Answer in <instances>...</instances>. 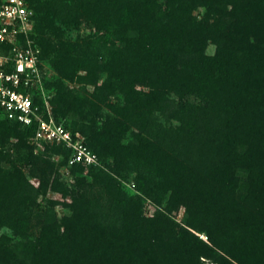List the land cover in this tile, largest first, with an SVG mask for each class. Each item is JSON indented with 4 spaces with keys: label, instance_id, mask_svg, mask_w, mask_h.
<instances>
[{
    "label": "trees",
    "instance_id": "16d2710c",
    "mask_svg": "<svg viewBox=\"0 0 264 264\" xmlns=\"http://www.w3.org/2000/svg\"><path fill=\"white\" fill-rule=\"evenodd\" d=\"M27 1L53 117L99 162L69 189L70 149L35 153V127L0 117V264H264V0ZM49 188L70 202L33 214Z\"/></svg>",
    "mask_w": 264,
    "mask_h": 264
},
{
    "label": "built area",
    "instance_id": "2783aa9c",
    "mask_svg": "<svg viewBox=\"0 0 264 264\" xmlns=\"http://www.w3.org/2000/svg\"><path fill=\"white\" fill-rule=\"evenodd\" d=\"M33 25L27 0H0V117L34 126L32 144H61L70 149L72 163L97 164L83 140L53 117L46 66L31 37Z\"/></svg>",
    "mask_w": 264,
    "mask_h": 264
},
{
    "label": "rangeland",
    "instance_id": "374dc122",
    "mask_svg": "<svg viewBox=\"0 0 264 264\" xmlns=\"http://www.w3.org/2000/svg\"><path fill=\"white\" fill-rule=\"evenodd\" d=\"M91 32H92V30L90 29L89 24L85 20H82V21H80V24H70L68 26V28L66 29L65 37L69 38L71 40H80L82 37L89 35ZM206 52L209 54H212L214 52V45L209 44L206 48ZM46 71H47L48 79H51L52 76L55 74L54 70L48 64L46 65ZM67 84L69 85V87H79L78 83L67 82ZM88 89L92 90V86L89 85ZM47 92L50 94L49 99H51L52 94L54 93L53 89L51 90L50 88H48ZM60 120L63 122L69 123L71 118L69 116H66L64 118H61ZM63 122H61V123H63ZM76 134L81 140L84 139L80 133L77 132ZM33 145H34V152L35 153H39V152L43 151V149H44V145H35V144H33ZM52 158L54 159L55 162H59V161L63 160V153L55 154L54 156H52ZM4 165L7 166V164H4ZM71 166H72V162L69 159L68 163L64 167L63 166L57 167L58 168V174H59L61 182L66 187H68L69 189L76 190V189H78L77 183L80 181V179H79V177L76 176V173L73 172L74 169ZM30 169H31V164H27V166L25 167V175L27 176L28 179L33 181V183L35 185H37L38 181L36 178H33L31 176ZM80 175L83 176L85 178V180L91 181L90 170L88 167H84L81 170ZM132 182H133L132 178L130 180H125V179L121 180V184H122V186L126 192H128L129 194H135V193L140 194L139 191L136 190L135 187L132 185ZM142 197L144 198L143 204H144V209L146 211V214L149 216L154 215V213L156 212V210L159 206H157L148 197H145L144 195ZM42 199L44 201H47L48 199H53V200L59 201V203L62 201L70 202L69 197H63L60 191H55V190H52L49 188L44 195H39L36 198L35 203L32 206L33 214H35V213L38 214L44 209L43 205H40V206L37 205V203L39 201H41ZM55 211H56L58 216H61L64 213H69V210L67 208L61 206L60 204L55 206ZM184 211H185L184 207H182V206L179 207L178 210H176L172 213L174 219L178 222H182L185 219V212ZM32 220L33 221L31 223L33 224V227L32 228L30 227L29 233L27 230V234H31V232H32L33 235H36L38 232L37 224L35 226V220L36 219L33 217ZM1 232L5 233V234H7V235H9L15 239L20 238V236L14 237L13 232L7 227H3L1 229ZM197 234H199V236L205 240L206 237L204 234H202V233H197ZM30 237L32 238L34 236L30 235Z\"/></svg>",
    "mask_w": 264,
    "mask_h": 264
}]
</instances>
